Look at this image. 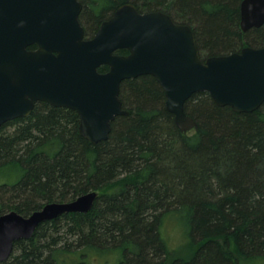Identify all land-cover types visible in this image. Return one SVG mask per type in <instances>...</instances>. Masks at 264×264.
I'll return each instance as SVG.
<instances>
[{
	"label": "trees",
	"instance_id": "trees-1",
	"mask_svg": "<svg viewBox=\"0 0 264 264\" xmlns=\"http://www.w3.org/2000/svg\"><path fill=\"white\" fill-rule=\"evenodd\" d=\"M80 1L89 33L131 2L189 24L208 56L264 45V25L241 28L243 0ZM120 96L129 114L117 116L99 142L80 133L76 110L45 101L0 127V214L27 216L48 202L99 192L89 212L41 223L0 264H98L111 254L112 264L264 258V103L237 112L207 91L194 93L185 108L199 127L184 133L153 75L125 79ZM169 218L185 229L190 248L184 256H173L164 236Z\"/></svg>",
	"mask_w": 264,
	"mask_h": 264
},
{
	"label": "water",
	"instance_id": "water-1",
	"mask_svg": "<svg viewBox=\"0 0 264 264\" xmlns=\"http://www.w3.org/2000/svg\"><path fill=\"white\" fill-rule=\"evenodd\" d=\"M79 0H0V127L28 116L38 101L76 110L80 133L91 142L106 140L112 121L128 115L121 84L151 74L165 91L166 108L182 132L198 129L185 108L197 92L237 112L264 103V45L203 58L193 28L162 10L141 13L128 2L102 23L94 38H84ZM241 28L264 25V0H243ZM36 45V49H28ZM127 49L128 54L116 51ZM108 65L102 72L99 67ZM98 190L73 200L53 201L25 216L0 214V263L19 239L64 213L89 212Z\"/></svg>",
	"mask_w": 264,
	"mask_h": 264
},
{
	"label": "rangeland",
	"instance_id": "rangeland-1",
	"mask_svg": "<svg viewBox=\"0 0 264 264\" xmlns=\"http://www.w3.org/2000/svg\"><path fill=\"white\" fill-rule=\"evenodd\" d=\"M201 54L203 57L208 56V52L204 48L201 49ZM164 236L167 240L169 248L172 252H174L173 256H184L189 253L190 243L185 234V229L183 225H181V223L176 220V218L167 219L164 225ZM92 257L93 256H91L90 259ZM101 259L102 258H100V260ZM103 259L105 260L106 257ZM103 262H105V264H112L114 262V256L111 254L105 261H96L98 264H103ZM243 264H264V258H259L253 262L248 261Z\"/></svg>",
	"mask_w": 264,
	"mask_h": 264
},
{
	"label": "flooded vegetation",
	"instance_id": "flooded-vegetation-1",
	"mask_svg": "<svg viewBox=\"0 0 264 264\" xmlns=\"http://www.w3.org/2000/svg\"><path fill=\"white\" fill-rule=\"evenodd\" d=\"M80 1V0H79ZM82 5H83V3H82ZM118 8V7H117ZM116 8V9H117ZM139 8V7H138ZM82 9H83V7H82ZM140 10V9H139ZM116 10H114V12H115ZM153 11H156V10H153ZM163 11V10H162ZM114 12L113 13H111L108 17H106V18H104L103 20H101L100 21V23H99V25L97 26V28L96 29H94L92 32H87L86 31V25H85V23H83V21H82V19H81V13H82V10H81V12H80V16H79V19H80V21H81V24H82V26H83V28H84V38H86V39H89V38H94L95 37V35H96V33H97V31L100 29V27H101V25H102V23L103 22H105V21H108L112 16H113V14H114ZM140 12L141 13H145V12H151V11H142V10H140ZM168 13V12H167ZM174 19V18H173ZM174 21L175 22H178V21H176L175 19H174ZM178 23H181V22H178ZM196 41H197V38H196ZM197 44H198V47H199V43H198V41H197ZM37 48V46L36 45H31V46H29L28 47V49H36ZM199 49H200V47H199ZM120 50H122V49H120ZM124 50V49H123ZM125 50H127V49H125ZM128 51V50H127ZM200 52H201V49H200ZM116 53H119V50L118 51H116ZM129 53V51L128 52H124V53H119V54H128ZM203 58H206V57H203ZM103 66V65H102ZM108 66V65H107ZM100 68V67H99ZM100 70V69H99ZM109 70V66H108V69L107 70H105V71H102V72H106V71H108ZM101 71V70H100ZM39 102V101H38Z\"/></svg>",
	"mask_w": 264,
	"mask_h": 264
}]
</instances>
